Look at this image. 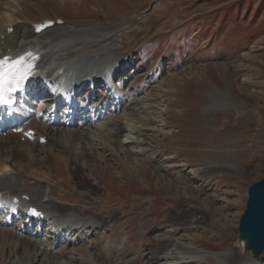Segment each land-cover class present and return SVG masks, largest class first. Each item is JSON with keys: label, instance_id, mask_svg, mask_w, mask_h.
<instances>
[{"label": "rangeland", "instance_id": "obj_1", "mask_svg": "<svg viewBox=\"0 0 264 264\" xmlns=\"http://www.w3.org/2000/svg\"><path fill=\"white\" fill-rule=\"evenodd\" d=\"M7 13L16 14L26 35L31 21L61 19L33 41L63 42L50 50L63 64L81 59L79 77L101 66L115 71L128 59L120 77L113 70L106 76L120 95L144 98L127 100L115 114L116 127L138 133L116 141L103 131L105 147L89 153L83 146L86 162H76L71 149L78 145L66 142L60 147L69 148L67 167L51 156L47 169L35 157L11 158L60 207H96L118 225L98 244H112L118 254L127 250L128 257L114 261L115 254L112 259L97 247L92 254L106 260L93 264H163L153 263L152 253L168 245L178 259L177 240L204 255L185 264H218L219 253H227L226 264L251 257L238 241V227L249 187L264 178V0H0V23ZM42 107L49 105L32 109L41 115ZM44 113L53 118L51 107ZM128 136L133 143H124ZM18 139L8 149H26ZM36 146L38 158L48 154L50 147ZM113 150L116 157L107 156ZM7 237L0 264L47 263L27 255L24 241Z\"/></svg>", "mask_w": 264, "mask_h": 264}, {"label": "bare ground", "instance_id": "obj_2", "mask_svg": "<svg viewBox=\"0 0 264 264\" xmlns=\"http://www.w3.org/2000/svg\"><path fill=\"white\" fill-rule=\"evenodd\" d=\"M14 15L16 14H8V21L0 23V60L8 58V61L12 62L23 57V66L29 70V74L24 80L33 85L29 99L34 100L37 97L39 106H42L44 101L50 106L56 101L55 88L63 83L65 76L79 65L81 59L74 60L71 64L66 63L67 65L61 63L54 57V53L50 48L56 42L61 45L63 42L59 39L53 40L54 42L52 40L48 42L42 41V39L38 42L33 41V39L43 38L39 35L48 32L51 28L38 32L36 27L32 25L33 21H31L32 32L30 35H26L22 25L14 22L16 20ZM58 24L60 23L56 22L52 28L59 26ZM99 55L102 54L100 53ZM99 55H93V58L97 59V61L103 60L107 62V59L104 60L105 58L100 57L99 59ZM51 57H53L52 60H49ZM129 63L128 59L119 60L116 70L111 72L113 77H120L119 73ZM52 68L56 69V73L61 69L64 73L54 75L51 73ZM44 70L48 71V77L41 83L34 80V77ZM95 72L100 73V75L103 73V76L95 79ZM107 74V68H102L101 66L94 73L93 70H87L79 78L72 89L79 91L78 98L82 103L86 100H89V102L87 106L78 104L75 113H73L74 109L70 108V112H68L67 109H64L65 105H59L60 111L57 114L53 113L51 109L53 118L46 119L44 115L41 117L28 115L26 107V105L29 106L26 102L28 95L23 93L22 98L18 97L17 104L18 107L23 106L24 112L21 113V117L10 118V116L5 114L6 118L3 117L4 120H0V146L8 149V144L12 146V139L19 137L20 140L18 139L17 142L25 143L27 147L24 150L19 149V147L16 150L9 148V155L0 154V246H5L7 236L20 239L24 241L27 255L32 252L35 261L43 258L47 262L46 264H85V261H89L90 263L88 264H93V262L98 260L105 261L106 258H99L100 254H92L91 251L97 247L108 249V255L111 258L113 257L112 254H115L117 259H114V261H121L128 257L127 250L118 254L120 250L116 249L112 244L110 246H100L98 244L103 242V234L109 233L118 226L117 224H109L108 216L104 217L100 212L97 213L98 211L93 210L96 207L93 209L86 207L82 209L79 206L60 207L52 200V195L47 193L46 186L38 178L27 175L23 169H19L11 160L13 157L15 159L16 155L26 158L35 157L44 166L43 169H47L45 166L48 165L52 157L54 159L57 158L58 164H63L67 167L69 162L67 150L69 148L67 150L64 147L61 148L60 142H66L72 148L77 144V149H71L72 155L76 162H86V157L82 155L83 146L87 144L89 145L88 148L91 147L89 153L95 152L98 149L97 145L105 147L106 143L103 144V131L108 132L111 135V139L116 141L126 136L125 133L127 132L132 135L137 134V130L129 129L124 125L116 127L119 124V120L115 114H120V111L125 106H128L127 100L130 101L133 98H141L143 100L144 98L139 96L138 93L137 97H130L125 92L120 95L111 87V82L106 77ZM57 81H59V85L56 86ZM92 84L94 85L93 88ZM34 92L35 96L33 95ZM43 99L44 101L40 103V100ZM95 101L101 102L99 108L95 109L93 105ZM33 103L35 102L33 101ZM133 103L136 104L137 102L134 101ZM72 119L74 122H72ZM96 122H101L102 126L94 128L93 123L95 124ZM74 126L81 128L90 127L87 132H82L80 130L72 131ZM127 139L124 143H133L131 140L133 137L128 136ZM14 142L15 144L17 143L16 140ZM96 142L98 144H95ZM112 142L113 145L117 143L115 141ZM34 144L50 147L48 154L41 152L43 155H39L43 157L38 158V153L36 154L33 151L32 145ZM43 148L45 149V147ZM54 153H59L60 155L55 156ZM97 156L99 157L100 154L97 153ZM107 156L116 157V154L113 150ZM71 170L74 171L72 168ZM31 178H35L37 181L32 183L30 181ZM46 182L50 183L49 181ZM5 202H10L11 208L9 210L3 209L2 211L1 207ZM176 242V250L178 251L176 253L180 255L178 259H173V251L166 245L162 246V253H152L153 263H158L162 260L164 261L163 264H185L190 263L194 259L204 257L203 253L194 247L189 246L186 248L185 244L178 240ZM119 244L124 246L121 241ZM14 245L10 243L9 247H14ZM77 246L80 248H76ZM73 250L80 251V253L76 255ZM226 254L219 253L215 255L218 264H226ZM25 255L24 257H26ZM3 258H5V255ZM263 260L264 253L259 258L247 256L242 260V264H260ZM132 261H136V259L134 258Z\"/></svg>", "mask_w": 264, "mask_h": 264}, {"label": "water", "instance_id": "obj_3", "mask_svg": "<svg viewBox=\"0 0 264 264\" xmlns=\"http://www.w3.org/2000/svg\"><path fill=\"white\" fill-rule=\"evenodd\" d=\"M238 241L253 258L264 253V178L248 189V199L238 227Z\"/></svg>", "mask_w": 264, "mask_h": 264}, {"label": "snow or ice", "instance_id": "obj_4", "mask_svg": "<svg viewBox=\"0 0 264 264\" xmlns=\"http://www.w3.org/2000/svg\"><path fill=\"white\" fill-rule=\"evenodd\" d=\"M23 59L21 57L12 62L8 58L0 60V104L8 103L10 93L19 88L29 74V70L23 66Z\"/></svg>", "mask_w": 264, "mask_h": 264}]
</instances>
